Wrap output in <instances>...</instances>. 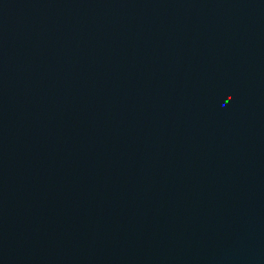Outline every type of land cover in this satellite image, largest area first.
<instances>
[{"label":"water","instance_id":"95a60500","mask_svg":"<svg viewBox=\"0 0 264 264\" xmlns=\"http://www.w3.org/2000/svg\"><path fill=\"white\" fill-rule=\"evenodd\" d=\"M0 264H264V0H0Z\"/></svg>","mask_w":264,"mask_h":264}]
</instances>
